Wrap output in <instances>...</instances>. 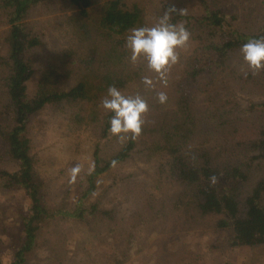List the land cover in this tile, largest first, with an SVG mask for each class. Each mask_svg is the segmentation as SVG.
<instances>
[{
    "label": "trees",
    "instance_id": "trees-1",
    "mask_svg": "<svg viewBox=\"0 0 264 264\" xmlns=\"http://www.w3.org/2000/svg\"><path fill=\"white\" fill-rule=\"evenodd\" d=\"M199 4L201 10L194 15L180 14L177 4L161 6L160 17L169 8L177 10L171 14L170 22L178 24L183 20L196 47L178 65L170 86L173 91L166 102L161 104L153 98L152 105L159 117L153 121L143 119L140 134H149L155 149L168 156L170 175L189 189L192 209L216 231L226 232L230 247L264 246V175L252 181L256 166L264 162V127L227 128L226 121L220 120L232 108L225 107V100L217 103V93L210 94V86L229 68L228 62L241 51L242 45L250 38L264 37V4H252L242 9L240 15L224 9L217 1L213 2L214 8L206 0H199ZM57 5L76 8L85 18L93 0H0V193L21 192L25 199L15 217L20 236L10 264L31 262L41 245L39 235L54 219L73 218L83 224L88 219L115 223L112 211L97 209L94 204L88 207L81 200L93 193L98 175L126 160L135 147L131 133L123 142L110 139L103 146L97 145L93 169L84 178L82 196L72 208H66L64 203L50 205L48 181L39 173L29 134L32 117L50 106L72 116L76 124L86 123L97 140H104L109 136L113 113L101 106V95L110 86L125 88L129 81L134 84L132 93L142 94L141 80L146 76L160 78L143 58L135 62L130 59L128 33L144 26L140 3L107 0L100 10V23L107 29L106 37L113 46L124 53L117 50L115 62L108 63L94 45L85 58H63L61 68L56 60H49V67L58 69L59 75L63 74L59 69L66 62L64 73H84L87 80L61 90L56 86L59 77L52 76L44 91L29 95L28 83L35 73L31 51L42 45V33L28 19L36 9ZM234 76L243 91L264 87V70L255 74L246 70ZM204 93L211 96L205 98L206 108L202 109L196 98ZM257 108L264 110V102L251 103L247 110L254 112ZM213 122L223 126L220 137L225 141L216 150L203 146L198 136L202 125ZM1 228L6 230L5 225Z\"/></svg>",
    "mask_w": 264,
    "mask_h": 264
},
{
    "label": "rangeland",
    "instance_id": "rangeland-1",
    "mask_svg": "<svg viewBox=\"0 0 264 264\" xmlns=\"http://www.w3.org/2000/svg\"><path fill=\"white\" fill-rule=\"evenodd\" d=\"M105 1L93 0L85 18L78 14L76 8L62 5L34 10L28 20L35 30L42 33V45L31 51L35 73L28 83L29 95L44 91L52 76L59 77L56 86L61 90L87 80L84 73H64L66 62L63 69H59L63 74L59 75L58 69L54 71L49 67V60H56L59 67L63 58L67 61L85 58L94 45L108 63L115 62L117 50L124 53L113 46L111 39L106 37L109 34L107 29L100 23V10ZM127 1L140 3L143 27L156 24L163 3L177 4L185 15H194L201 10L199 0H188L189 3L185 0ZM210 1L206 0L211 7L214 8L213 2L217 1L224 9L238 15L252 4H264V0ZM178 24L185 25L183 20ZM195 47V42L189 39L185 47L177 48L178 61L168 68L164 80L146 76L140 81L142 94L132 93V81L119 89L125 96H143L148 105L144 120L153 121L159 117L157 108L155 112L152 105L153 98L158 99L161 92L169 96L178 65ZM228 66L220 74V79L210 86V94H218L215 101L225 100L228 102L225 107L232 108L220 122L226 121L227 128L250 127L252 130L253 126L264 127V110H247L251 103L264 102V87L243 91V86L234 79L237 73L252 71L241 51L234 54ZM221 80L223 82H219ZM106 95L107 92L101 95L99 103ZM208 96L211 95L204 93L196 98L202 109L206 108L205 98ZM215 122L220 123L218 120ZM217 123L202 125L198 135L203 146L214 150L225 142L220 137L223 126ZM85 125L76 124L72 116L56 112L50 106L44 107L30 121L33 153L38 159L40 175L48 181L50 205L64 203L66 208H72L82 196L86 174L93 169L96 146H103L110 139L123 142L128 137L124 133L113 135L109 132L106 139L97 140ZM134 142L135 147L129 157L98 175L93 193L86 200H81L88 207L94 204L97 209L112 211L115 223L103 224L88 219L89 222L83 224L73 218L54 219L39 235L42 247L37 246L35 257L29 264H264V246L230 247L226 232L216 231L207 219L192 209L189 189L170 175L168 156L155 149L149 134H140ZM74 168L79 170L74 173ZM255 171L252 181L264 175V162H260ZM24 204L21 192L0 193V257L3 264H10L13 251L18 246L20 232L15 217ZM4 225L6 230L1 228Z\"/></svg>",
    "mask_w": 264,
    "mask_h": 264
},
{
    "label": "clouds",
    "instance_id": "clouds-1",
    "mask_svg": "<svg viewBox=\"0 0 264 264\" xmlns=\"http://www.w3.org/2000/svg\"><path fill=\"white\" fill-rule=\"evenodd\" d=\"M176 11L174 7L169 8L154 26L134 28L127 37V45L131 50L130 59L135 62L138 58H143L147 67L162 80L168 68L178 61L176 49L185 47L190 39V33L183 24L170 22L171 14ZM179 11L184 14L182 9ZM241 53L253 74L264 70V37L248 39L242 45ZM166 100L165 93L158 94L161 104ZM102 106L113 113L109 122V131L113 135L131 133L133 139L140 135L144 123L143 114L148 110L147 102L141 96H125L117 87L110 86ZM78 170L74 168L73 172Z\"/></svg>",
    "mask_w": 264,
    "mask_h": 264
}]
</instances>
